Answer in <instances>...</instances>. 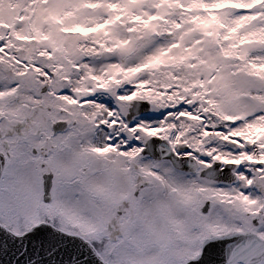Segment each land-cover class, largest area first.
<instances>
[{"label": "snow or ice", "instance_id": "6c2138e0", "mask_svg": "<svg viewBox=\"0 0 264 264\" xmlns=\"http://www.w3.org/2000/svg\"><path fill=\"white\" fill-rule=\"evenodd\" d=\"M0 264H264V0H0Z\"/></svg>", "mask_w": 264, "mask_h": 264}]
</instances>
